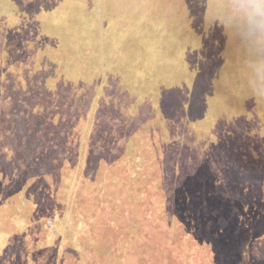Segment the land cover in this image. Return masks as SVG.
Wrapping results in <instances>:
<instances>
[{"label":"rangeland","instance_id":"rangeland-1","mask_svg":"<svg viewBox=\"0 0 264 264\" xmlns=\"http://www.w3.org/2000/svg\"><path fill=\"white\" fill-rule=\"evenodd\" d=\"M202 3L214 11L208 17ZM36 85L48 95L29 107ZM30 110L46 111L48 124L69 133L62 134L50 179L42 177L49 163L28 150L19 157L12 151L8 157L19 162L0 168L10 202L0 212V264H220L212 249L206 256L198 249L197 232L213 239L204 227L221 230L235 218L237 229L245 230L248 209L254 221L259 217L253 244L256 261L264 264L261 0H0V137L11 128L17 133ZM141 125L153 129L142 130L140 140L156 134L176 140L174 158L213 160V174L238 166L229 161L233 151L243 154L245 186L228 184L219 194L214 186L194 194L190 186L184 203L192 202L198 214L192 221L183 214L182 190L163 186L167 196L160 202L179 204L180 219L175 211L159 217L161 225L158 213L143 217L141 205H150L143 189L133 195V184L100 180L117 183L132 168L133 126ZM246 165L259 178H246ZM149 199L161 204L158 192ZM236 241L225 261L240 264L238 253L251 240Z\"/></svg>","mask_w":264,"mask_h":264},{"label":"trees","instance_id":"trees-1","mask_svg":"<svg viewBox=\"0 0 264 264\" xmlns=\"http://www.w3.org/2000/svg\"><path fill=\"white\" fill-rule=\"evenodd\" d=\"M201 10L205 12L204 14L207 17L210 15L211 12H214V11H211L203 3L201 4ZM156 49H157L156 52L159 53V49L158 48ZM148 50L149 49L145 51L146 54ZM54 67L55 65L52 66V68ZM46 69H49V67H47ZM162 79L164 80V78ZM25 83H28V85H31V86L35 84L33 82V78L32 79L27 78L25 80ZM32 89L33 91L31 93V98L29 99V107L33 102H35V99L41 98V97H38L39 95L40 96L48 95V94H45L43 85L41 87L36 85ZM41 91H43L44 93H41ZM50 98L52 99V96ZM227 99H225V102L227 101L228 103ZM26 100H28V98H26L25 101ZM24 105L26 107L27 102H25ZM45 109L47 110V107ZM45 115H46V118H45ZM47 115H48V118H50L49 113H47L46 111L43 113L40 111H37L36 113L31 110L29 112L27 111L25 113V116L27 118H24L23 123H18L22 126V128L17 130V133H15L16 130H13L11 128L10 130L11 134H9L8 137L6 136L0 137V139H3L4 141V142L0 141V146H1L0 156L3 154L4 155L7 154V158L3 159V161L0 162V168L3 167V165H5V162L9 163L8 161L10 160H13L11 162H19L17 160L15 161L14 157H8V155L12 154V151L16 153L17 155L18 154L21 155V152L19 151L28 150L29 152L33 154L32 158H36L38 160L42 158V159H45L44 161L49 163L47 165L48 177H47V172H45L43 176L42 175L41 176L46 177V178L50 177L49 168L52 169V167L55 166L54 162L59 161V157L57 156L58 151L59 149H62V145L64 144V139H61L63 136L62 134L69 133V132H65L64 128L61 127L60 124H56L58 126L56 128L54 127V124H48L49 121L47 120ZM1 123L2 121H0V125ZM164 127L165 126H163V129H166ZM152 129L153 128L144 126V125L133 126L134 144H133V148H131V153L129 154V160L132 162V166H131L132 168L126 169V171L124 170V173L120 174V177L118 178L117 183L112 182L109 179L105 180L104 177L103 179H100L101 182H103L106 186H124L125 184H128L129 186H131L133 184V195L134 193L139 195L140 191L143 189V193L144 195L148 196L149 202H150L149 197L153 199V196L157 194L158 192V199H159L158 202L161 204L157 203L156 205L153 206V204L148 202V205L150 204L149 206H146L145 204L141 205L144 209L143 217H145L144 213L147 214V212L149 211H150L149 216L153 215L154 213L156 214L158 213L157 223L161 225L162 224L161 218H165V217L167 218V215L169 213H174L175 211L177 215L175 216V218L180 219V217L178 216V213L181 211L179 204H176L175 206L170 207L160 202L162 199L161 195H163V197L167 196V194L164 195V193L160 191V188H163V186H177L179 190H182L183 194L185 195L183 197L181 196V200H183L182 203L185 207L183 210V214L188 213L190 221L194 220L192 215H195L196 216L195 219L198 220L197 218L198 214L194 210L195 208L192 206V202L184 203L188 200L186 193H190L189 191L190 186H192L191 188L193 190L191 193H194V194L202 193V191H204L203 186H214L215 187L214 189L216 190L217 194L224 192L226 187H229L232 185H234L232 186L233 188H237V189L240 188L241 186H245V182L243 184V180H244L243 175L241 174L243 168L241 169V167L239 166V161L242 160V159L240 160V158L243 157V154L238 156L237 153L233 151L232 154L228 156V158L230 162H233L234 165H238V166H235V168L233 166L230 169V171H221V173L219 174H213L211 171V167H210L211 166L210 161L213 162V160H203L202 161L200 159V161H198L199 159L195 156H185V155H182V157L174 158L173 155L176 157L177 151L179 150L178 149L179 142H177L176 140H173L170 138L164 139L163 137L161 138V135L159 134L157 135L156 133H154L156 135L154 137H151L152 140L150 141L140 140V135H143L141 134L142 130H152ZM3 131H4V135H7L6 133L7 130L4 129ZM73 131L77 134L79 133V131H75V130ZM166 131H169V129H167ZM74 132L72 133L74 134ZM24 137H26L25 142L22 141L23 140L22 138ZM2 146L7 147L6 152H2L4 151L3 150L4 147ZM188 161L195 162V165L189 166ZM243 171L246 174L245 177L248 178L249 180L250 178L254 180L256 178H259L256 175L257 172H256L255 167L246 165ZM56 184H58V182ZM261 184L262 183L260 182V185L257 184L256 186H259L260 188V186H262ZM137 186H138L139 192L136 191ZM145 186H150V187L145 189ZM259 188L257 187L255 191H252V194L254 195L255 193V196H257ZM22 189L23 188L20 187L19 190H22ZM261 190L262 192H264V188ZM146 192H148V194ZM214 196H216V193L214 194ZM252 203L255 205L254 200ZM8 204H10L9 199L6 198L3 188L0 186V212L1 210L3 211L4 208L8 207L9 206ZM247 212L248 213L246 214V216L248 217L244 216L243 219L245 220L242 219L244 223L246 224L245 230L237 229L238 222L236 223V221L238 218H235L233 220L227 221L225 227H223L221 230L219 229V226L218 227L216 226L204 227L206 234L212 237L213 239H210L209 237L205 239L207 236L203 235L200 231H198L197 232L198 233L197 242L195 244H197L196 246L198 247V249H202L203 255H205L207 251L212 249L213 252L216 254V256H218L220 260V264H223V263L224 264H234L232 262L230 263V261H225V258L230 256V250H233V252L235 251L234 249H232V246H229V245L233 243H238V241H236V238L240 237L241 239H244V241L246 242H249L248 240H251L250 241L251 244L244 246L241 252L238 253V256L240 257V259L238 260L239 261L238 263L240 264H259L258 261H256L259 258L255 254V251H254V249H256V246L253 244L258 235L257 228L260 223L258 220L259 217L256 216L258 218H256L255 219L256 221H254V219L251 216L250 209H248ZM133 216L138 217L139 215L133 213ZM12 218H11V221L14 224ZM229 218L231 219L230 215H229ZM2 219L3 217L1 216L0 220ZM7 219L8 217L6 214V216L4 217V221H3L4 224L7 222L9 224L10 219L9 220ZM14 219L16 220L15 217ZM138 219H139L138 221L142 220L143 222V219H140V217H138ZM202 219L203 217L200 218V224H201ZM212 222L213 220H211V223ZM216 222L217 220H214V224ZM109 225L110 224L106 226L107 235L110 232ZM10 226H11V223H10ZM108 229H109V232H108ZM173 230L174 229L171 228L170 232H173ZM177 230L179 231L178 228ZM169 234L170 233L166 235H169ZM180 236H183V235L180 234ZM191 237H194V235L191 234ZM177 239H179L178 236H177ZM234 248H235V245H234ZM151 253L152 252H150L149 254ZM152 256H153V253H152Z\"/></svg>","mask_w":264,"mask_h":264},{"label":"clouds","instance_id":"clouds-1","mask_svg":"<svg viewBox=\"0 0 264 264\" xmlns=\"http://www.w3.org/2000/svg\"><path fill=\"white\" fill-rule=\"evenodd\" d=\"M261 3L264 4V0H261ZM256 8H258V6L254 5L253 9L255 10Z\"/></svg>","mask_w":264,"mask_h":264}]
</instances>
